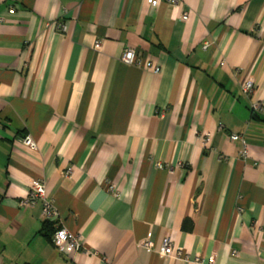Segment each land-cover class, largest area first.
Returning a JSON list of instances; mask_svg holds the SVG:
<instances>
[{
  "label": "crops",
  "instance_id": "0c3cea01",
  "mask_svg": "<svg viewBox=\"0 0 264 264\" xmlns=\"http://www.w3.org/2000/svg\"><path fill=\"white\" fill-rule=\"evenodd\" d=\"M180 4L0 0V264H195L160 254L167 234L264 264V0ZM29 180L80 248L51 246Z\"/></svg>",
  "mask_w": 264,
  "mask_h": 264
},
{
  "label": "built area",
  "instance_id": "2783aa9c",
  "mask_svg": "<svg viewBox=\"0 0 264 264\" xmlns=\"http://www.w3.org/2000/svg\"><path fill=\"white\" fill-rule=\"evenodd\" d=\"M163 0H146V3L150 6H156ZM168 2L169 4L180 6V0H164ZM180 4V5H179ZM9 12L12 14L14 12L13 9L9 10ZM63 14V12H62ZM178 20L180 22H186L188 20V12L185 8L181 10V13L178 17ZM59 30L65 31V27L62 24H59L57 26ZM97 48L101 47V43L97 42L95 44ZM206 47L204 49L206 50ZM120 61L123 64H126L128 66H138L145 68L146 70H149L153 72L154 74H159L161 72V69L158 66H155L150 61L142 62L140 57L136 54L135 50L132 49H126L123 51L120 57ZM255 88V83L251 78H248L244 81L242 85V93L244 95H250L253 93ZM256 109H258L257 106H255ZM211 133L204 132L199 135V142L203 145L207 144L210 140ZM230 140L232 142L236 141H242V136L237 134H232L230 136ZM21 143L30 149L35 148V144L33 140L29 137L24 138ZM247 155V149L246 146L243 145V149L241 151V156L246 157ZM161 166H159L160 168ZM27 185V195H28V205H33L36 200L41 201L42 204V217L44 221L52 223L53 227L55 229L54 235L51 240V246L56 250H65V251H72L76 250L81 247V239L79 236L74 235L68 230H66L64 227L60 225V223H55V218L58 216L56 209L53 206V203L51 200L47 199L46 196V190L44 184L40 183L38 180H29L26 182ZM114 187L110 186V190L113 191ZM141 246L145 248H150L152 246V243L150 240H145L141 243ZM160 254L167 257H176V258H184V261H192L195 264H215L216 255L212 254L208 258L203 257H194L190 258V256H183L182 250L180 249H174L173 243L171 241L170 235L167 234L164 236L162 240V245L160 249ZM233 255H235V252H233Z\"/></svg>",
  "mask_w": 264,
  "mask_h": 264
},
{
  "label": "trees",
  "instance_id": "16d2710c",
  "mask_svg": "<svg viewBox=\"0 0 264 264\" xmlns=\"http://www.w3.org/2000/svg\"><path fill=\"white\" fill-rule=\"evenodd\" d=\"M45 230L49 233V236L51 237L50 239V243H51V240H52V237L54 235V232H55V229H53V226L51 224H47L46 227H45ZM53 231V233H52Z\"/></svg>",
  "mask_w": 264,
  "mask_h": 264
}]
</instances>
